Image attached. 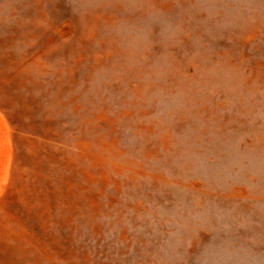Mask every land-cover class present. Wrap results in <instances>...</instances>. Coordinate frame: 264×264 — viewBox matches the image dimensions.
<instances>
[{
  "label": "rangeland",
  "instance_id": "rangeland-1",
  "mask_svg": "<svg viewBox=\"0 0 264 264\" xmlns=\"http://www.w3.org/2000/svg\"><path fill=\"white\" fill-rule=\"evenodd\" d=\"M0 264H264V0H0Z\"/></svg>",
  "mask_w": 264,
  "mask_h": 264
},
{
  "label": "bare ground",
  "instance_id": "bare-ground-1",
  "mask_svg": "<svg viewBox=\"0 0 264 264\" xmlns=\"http://www.w3.org/2000/svg\"><path fill=\"white\" fill-rule=\"evenodd\" d=\"M62 32H63V31H62ZM42 60H43V59H42ZM195 76H196V75H195ZM6 189H7V188H6ZM241 190H242V189H241ZM241 190H240V191H241Z\"/></svg>",
  "mask_w": 264,
  "mask_h": 264
}]
</instances>
